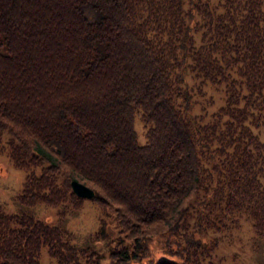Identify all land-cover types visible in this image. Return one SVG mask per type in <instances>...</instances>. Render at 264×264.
Returning <instances> with one entry per match:
<instances>
[{
	"label": "trees",
	"instance_id": "1",
	"mask_svg": "<svg viewBox=\"0 0 264 264\" xmlns=\"http://www.w3.org/2000/svg\"><path fill=\"white\" fill-rule=\"evenodd\" d=\"M210 84L223 102L198 110ZM260 133L264 0H0V142L34 167L19 201L80 208L71 180L90 186L112 264H222L203 235L238 216L264 234ZM72 237L0 205V264L101 263Z\"/></svg>",
	"mask_w": 264,
	"mask_h": 264
},
{
	"label": "rangeland",
	"instance_id": "2",
	"mask_svg": "<svg viewBox=\"0 0 264 264\" xmlns=\"http://www.w3.org/2000/svg\"><path fill=\"white\" fill-rule=\"evenodd\" d=\"M223 90L217 85H208L206 94L198 97L196 108L199 110L208 106V112H212L222 102ZM209 98L213 99L212 102ZM208 103V104H207ZM134 128L138 135L140 143H144L145 127L140 116L135 117ZM9 137V132L5 131L4 138ZM264 139V133H260ZM34 169L19 168L13 163L10 148L0 142V205L9 213L28 212L44 219L50 223L62 224L67 231L72 233L71 240L78 245L85 246L92 244L101 253L100 264H110L109 238L93 241L95 232L99 229L101 210L98 203L85 199L80 208H71L64 203L50 204L39 202L35 205L24 204L19 201L18 195L22 193L24 180L28 172ZM63 212V213H62ZM239 221L226 224L219 228H211L203 235L206 242L208 240L216 241L214 254L222 259V264H264V234H258L251 218L238 216ZM211 241V243H212ZM40 259L43 264H57L42 248ZM112 264V263H111Z\"/></svg>",
	"mask_w": 264,
	"mask_h": 264
},
{
	"label": "water",
	"instance_id": "3",
	"mask_svg": "<svg viewBox=\"0 0 264 264\" xmlns=\"http://www.w3.org/2000/svg\"><path fill=\"white\" fill-rule=\"evenodd\" d=\"M71 187L77 195L82 197L90 198L94 194V190L90 186L77 179L71 180Z\"/></svg>",
	"mask_w": 264,
	"mask_h": 264
}]
</instances>
